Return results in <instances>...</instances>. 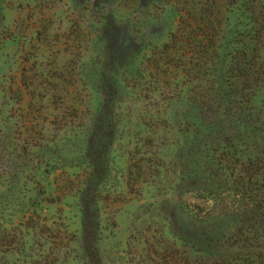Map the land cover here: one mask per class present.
<instances>
[{
	"label": "rangeland",
	"instance_id": "1",
	"mask_svg": "<svg viewBox=\"0 0 264 264\" xmlns=\"http://www.w3.org/2000/svg\"><path fill=\"white\" fill-rule=\"evenodd\" d=\"M0 264H264V0H0Z\"/></svg>",
	"mask_w": 264,
	"mask_h": 264
}]
</instances>
